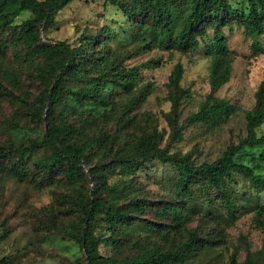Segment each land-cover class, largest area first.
<instances>
[{"label":"rangeland","instance_id":"1","mask_svg":"<svg viewBox=\"0 0 264 264\" xmlns=\"http://www.w3.org/2000/svg\"><path fill=\"white\" fill-rule=\"evenodd\" d=\"M227 1L231 12L248 13V0ZM32 17L30 11L23 10L13 18V24L21 26ZM108 28L118 34L109 42L111 49L123 56L122 66H140V74L132 94L106 84L109 92L114 90L113 113L101 109L97 116H91L83 103L75 114L67 116L73 131L63 143L80 146L85 154V176L77 184L69 183L61 171L35 169L34 160H49L52 155L49 148H32L46 133L44 113L49 108L41 96L47 86L41 82L38 58L29 57L23 46L16 51L11 45L12 35L2 34L0 147L12 153L1 156L0 259L7 258V264H84V252L75 238L82 215L77 201L84 195L113 202L129 214L126 223L109 224L105 215L94 221L91 229L102 238L99 248L104 256L133 260L148 251L179 250L194 233L208 241L206 248L172 264H248L249 253L257 264H264V225L259 217L264 191L259 192L250 178L235 173L223 191H218L194 171L190 191L182 192L181 170L174 162L138 158L133 160L135 170H131L124 157L127 142L154 131L162 135L161 149L195 168L212 164L227 148L238 146L247 136L246 113L255 106L256 91L264 76V40L259 37L263 46L256 54L252 38L231 17L225 34L233 55L232 76L216 95L226 99L234 112L222 122L191 124L190 114L199 110L210 93V39L187 53L156 44L142 49L143 38L150 36L147 26L141 27L105 0H74L57 13L52 26L42 30L40 42L66 41L77 47L83 34L99 35ZM153 59H158L159 65L144 66ZM179 62L184 66L181 86L190 90L189 98H178L169 84ZM87 66L82 68H95ZM90 77L97 74L79 72L69 76L65 86L84 87ZM143 89L149 92L146 96ZM134 95L140 101L130 105L129 98ZM62 107L57 106L56 116ZM81 112L87 121L81 120ZM257 133L264 137V124ZM17 150L27 158L29 174L23 179L11 170L19 159ZM235 160L264 180V146L244 147ZM110 163L116 168L105 167ZM172 205L181 213L171 212Z\"/></svg>","mask_w":264,"mask_h":264},{"label":"trees","instance_id":"2","mask_svg":"<svg viewBox=\"0 0 264 264\" xmlns=\"http://www.w3.org/2000/svg\"><path fill=\"white\" fill-rule=\"evenodd\" d=\"M72 1L74 0H0V44L3 43L2 34L10 33L12 35L11 45L16 51L23 46L28 50L29 57H37L36 64L41 68V82L47 86L41 96V100L49 108L48 112L44 113L46 133L43 139L33 143L32 148H49L52 155L49 160H34L35 169L50 173L61 171L69 183L77 184L85 176L82 167L85 154L84 148L63 143L64 137L73 131V126L67 121V116L75 114L76 109L83 103L87 104L84 111L91 116H97V112L101 109L113 113L116 108L111 92L114 90L109 92L106 84L112 83L127 94H132L135 91L134 84L140 74V66L129 68L122 66L123 56L118 51H113L109 42L118 34L110 28L101 31L99 35L83 34L81 44L77 47H72L66 41H57L54 44L41 43L42 30L52 26L57 13ZM105 2L117 7L129 19L138 22L141 27H148L150 36L143 38L142 49L151 48L156 44L165 50L175 48L182 53H187L198 48L202 41L209 38L212 54L209 77L210 93L199 110L190 114L189 121L191 124L208 120L222 122L234 112V108L226 99L216 95L232 76L233 55L228 47L225 26L234 16L238 25L244 27L246 35L252 38L254 51L258 54L263 46L259 37L264 40V0H248V13L238 10L231 12V4L227 0H105ZM23 10L30 11L33 17L21 26L14 25L13 18ZM91 51L95 54H89ZM159 62L158 59H153L144 66L159 65ZM86 65L95 67L91 71L95 72L97 77H90L84 87L65 86L69 76L79 72L84 74L91 72L82 68ZM183 74L184 66L179 62L170 74L169 84L178 98H189L191 97L190 90L181 86ZM148 93L146 89H143V96ZM255 97V106L246 113L247 136L238 146L227 148L222 157L212 164H204L195 168L175 158L173 154L159 147L162 135L154 131L126 143L128 147L124 157L127 167L135 170L133 160L138 158L144 161L156 159L172 161L181 170L179 187L182 192L190 191L189 183L194 171L206 178L207 184L218 191H223L235 173L250 178L259 192L264 191V180L255 175L251 167L235 160L237 152L244 147L264 146V137H259L257 133V129L264 124V76ZM129 99L131 100L130 105L140 101V97L135 95ZM59 104L63 107L56 116L55 111ZM79 117L85 120L83 112ZM11 151V149L4 150L0 147V172L3 170L1 156H9ZM16 153L19 154V159L11 170L15 176L23 179L29 174L27 158L20 150ZM28 159L31 158L28 157ZM105 167L116 168L114 163L107 164ZM223 196L229 206L227 195L223 194ZM77 203L82 215L80 231L75 238L84 252V264H172L184 262L189 255L202 251L208 244V241L191 233L190 242L185 243L179 250H168L165 253L148 251L141 259L133 260H119L112 256H104L99 248L102 238L92 231V225L102 215L106 216L109 224L129 222L127 210L113 202L110 203L93 196L80 195ZM169 209L175 214L181 213L174 205ZM259 217L261 225H264V207L260 208ZM246 245L250 248L249 244ZM7 262V258L0 259V264H7ZM247 262L257 264L251 253L247 256Z\"/></svg>","mask_w":264,"mask_h":264}]
</instances>
